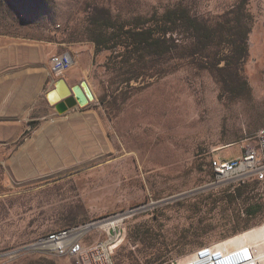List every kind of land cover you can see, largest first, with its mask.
<instances>
[{"label": "rangeland", "instance_id": "374dc122", "mask_svg": "<svg viewBox=\"0 0 264 264\" xmlns=\"http://www.w3.org/2000/svg\"><path fill=\"white\" fill-rule=\"evenodd\" d=\"M178 8L216 30L211 48L180 31L142 56L114 34ZM66 52L96 100L61 115L46 94ZM262 128L264 0H0V264H73L35 242L116 216V264H179L263 225L264 183L214 184L210 166Z\"/></svg>", "mask_w": 264, "mask_h": 264}, {"label": "built area", "instance_id": "2783aa9c", "mask_svg": "<svg viewBox=\"0 0 264 264\" xmlns=\"http://www.w3.org/2000/svg\"><path fill=\"white\" fill-rule=\"evenodd\" d=\"M74 64L75 58L71 52L55 54L50 59L52 74L59 79L68 73ZM241 149L242 152L234 158H212L210 166L214 173V184L225 182L242 184L250 180L264 183V128L253 138L246 140ZM125 221V217L116 216L64 228L40 237L33 247L44 254L68 258L73 264H116V253L127 236ZM93 230L105 234L106 238L94 242L87 241ZM193 256L194 259L179 264H258L254 250L250 247L228 249L216 245L205 246Z\"/></svg>", "mask_w": 264, "mask_h": 264}, {"label": "trees", "instance_id": "16d2710c", "mask_svg": "<svg viewBox=\"0 0 264 264\" xmlns=\"http://www.w3.org/2000/svg\"><path fill=\"white\" fill-rule=\"evenodd\" d=\"M150 22H153L149 25ZM239 24L243 28L242 56H247V38L251 27L247 23ZM124 24H118L113 27L115 36L125 37L124 46L127 51L136 52L142 56L148 54L164 55L172 50L175 45V34L180 31L189 32L194 41V45L201 49L211 48L217 37L216 30L207 24L193 17L187 9H169L161 16L153 18L136 17L131 21V28L125 29ZM172 42V43H171ZM230 62H227L229 65Z\"/></svg>", "mask_w": 264, "mask_h": 264}, {"label": "water", "instance_id": "95a60500", "mask_svg": "<svg viewBox=\"0 0 264 264\" xmlns=\"http://www.w3.org/2000/svg\"><path fill=\"white\" fill-rule=\"evenodd\" d=\"M55 90L59 92L60 100L56 104L52 105L50 102L49 104L51 107L55 108L58 114L61 115L78 107H87L96 99L89 83L85 80L81 81L77 85L70 86L65 78H60L56 81L55 88L52 89V91Z\"/></svg>", "mask_w": 264, "mask_h": 264}, {"label": "bare ground", "instance_id": "6f19581e", "mask_svg": "<svg viewBox=\"0 0 264 264\" xmlns=\"http://www.w3.org/2000/svg\"><path fill=\"white\" fill-rule=\"evenodd\" d=\"M59 95L60 94L57 90L55 91L50 90L46 94V99L48 102H50V104L53 105L59 102L60 100ZM226 243H224V245L222 244L216 246H223V247H227L228 249H237V248L241 249L242 247L244 248L250 247L254 250L255 258H256L255 260L258 262V264H264V224L248 232H245ZM190 259L191 260L194 259V256H192V258Z\"/></svg>", "mask_w": 264, "mask_h": 264}, {"label": "crops", "instance_id": "0c3cea01", "mask_svg": "<svg viewBox=\"0 0 264 264\" xmlns=\"http://www.w3.org/2000/svg\"><path fill=\"white\" fill-rule=\"evenodd\" d=\"M76 65V62H75V64H74V66ZM73 66V67H74ZM70 76V74H67L66 76H64V78L67 80V82L69 83V84H71V81L74 79V77L73 78H71V77H69ZM53 77V76H52ZM51 83H54V80H51ZM79 84V83H78ZM77 85V84H76Z\"/></svg>", "mask_w": 264, "mask_h": 264}]
</instances>
